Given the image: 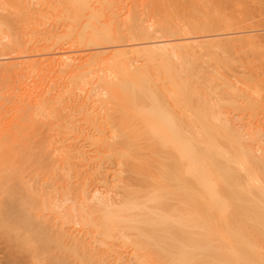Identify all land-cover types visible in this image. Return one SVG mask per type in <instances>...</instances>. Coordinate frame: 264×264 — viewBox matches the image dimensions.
Returning a JSON list of instances; mask_svg holds the SVG:
<instances>
[{
    "label": "bare ground",
    "instance_id": "bare-ground-1",
    "mask_svg": "<svg viewBox=\"0 0 264 264\" xmlns=\"http://www.w3.org/2000/svg\"><path fill=\"white\" fill-rule=\"evenodd\" d=\"M234 1L0 0V56L71 52L0 64L9 258L264 264V140L213 109L190 60L206 52L173 39L230 25L223 6ZM107 43L123 47L76 52ZM217 86L228 106L264 107L258 78Z\"/></svg>",
    "mask_w": 264,
    "mask_h": 264
},
{
    "label": "rangeland",
    "instance_id": "rangeland-1",
    "mask_svg": "<svg viewBox=\"0 0 264 264\" xmlns=\"http://www.w3.org/2000/svg\"><path fill=\"white\" fill-rule=\"evenodd\" d=\"M235 1H234L235 3L231 2L234 5H231V3L229 4L225 3L227 5L223 6L224 13L229 14L228 19L231 22L230 25L223 26L221 27V29L217 28L215 29V31L213 30L211 32H206V33L196 32L194 34H190L191 36L190 35H187L186 37L177 36L176 38L173 37V39L177 40V42H179L178 40H180L182 44H184V42L187 41L189 42L192 39H194L196 40L195 42L197 43L196 50L194 49L195 52L196 51L198 52L197 55L202 54V53L199 54L200 50L203 52V54H205L206 52L204 56L202 55L201 57L199 56L197 58L193 57L190 60L192 62L191 66L194 67L192 68V71H194L192 75L194 76L193 79L198 75L199 77L202 75L203 77L205 76L206 78L204 77V80L200 79L201 81H203L202 82L203 87L205 86L204 90H206L205 88L209 86V90L214 92V100L219 102V104L213 105L214 106L213 109L222 110V112L226 114L228 118L231 120V123L235 124L245 134V138L250 139V136H252L253 133H259L260 137L264 140V130L262 131V129H264V107H260L256 109H252L249 107L236 108L233 106H228L226 102L219 99V96H221L222 93L219 91L220 89L217 88L218 87L217 85H220L222 79L225 78L228 79V82L231 83V85H235L234 87H242V88H244L247 84L250 83L251 78H258L260 81V85L264 89V0H250V1L246 0L247 2L244 0V4H242L243 0H241L242 3H239L238 0ZM239 5L241 6V8ZM226 6H229V8L228 7H227L228 9L225 8ZM166 37L167 36L164 37L162 36V38H159V40L157 41L174 42L171 37L169 38ZM141 42L142 41H140V43ZM123 43L124 42H122V44ZM136 43L138 44V42H134V41L125 42L123 46L125 49L127 48L133 49L134 46L136 47L137 45ZM108 44L109 43L102 44L99 46L98 45L91 47L88 46V48L86 47L79 48L76 50V52H78V54L79 53L81 54V51L82 53H90L92 51L93 52L105 51L109 53V51L111 50L113 51L116 47L117 49L123 47L121 43H120L121 46L119 44L118 45L117 44L108 45ZM187 50L188 49H186V51ZM56 51L58 50H54L53 52L47 51V53L45 51H41V52L39 51V52H22L23 54L17 53L15 55L14 53L11 55L3 54L0 56V64H8L10 62H22V61H26V59L27 60L40 59V58L48 59L49 56H57V55L60 56L71 53L70 51H67V49L65 48L64 50L61 49L58 52ZM64 52L67 54H63ZM76 52L75 50H73L74 54H77ZM222 58L226 59L225 63L220 62V59ZM196 71H199V74L197 76L194 75ZM215 72L216 74L217 73L219 74L220 78L216 77ZM199 77H197V79ZM207 78L213 80L210 81V83L208 82L206 83L205 81ZM28 80H29L28 83L31 82V78H29ZM204 82L206 85H204ZM234 87L232 89H235ZM201 89H203L202 85H201ZM20 91L21 90H18L17 94L19 93L21 94ZM225 96L230 98L233 97L230 91L226 93ZM216 98L218 100H216ZM15 100L18 101V99ZM6 117H9V115H7ZM9 124L10 123L8 121L4 122V126H9ZM4 129H5L4 127L3 130L0 129L1 130L0 139L3 135L2 133H4V131L6 132V130ZM6 245H7L6 242L0 237V264H8L7 262H11L9 264H14V263L21 264V261L22 262H24L23 260H25V262L27 261L26 258H20V256L19 258H17L18 256L9 258V253L7 254ZM57 256L55 257L53 256L54 258L52 257L53 258L52 260L54 262V259L56 261V259L58 258L57 259L58 264H80L79 262L81 260V256L71 253L62 254L60 255L61 257L60 256L57 257ZM88 258L86 256V259ZM15 259L16 261L18 260L20 261L16 262ZM99 259L101 260L102 264H144L142 263V261L140 262L138 261V259L125 253L119 256L113 254H109V255L105 254V255H101Z\"/></svg>",
    "mask_w": 264,
    "mask_h": 264
}]
</instances>
